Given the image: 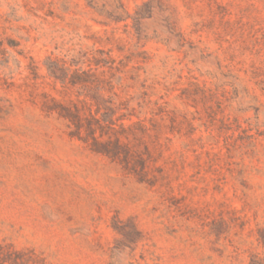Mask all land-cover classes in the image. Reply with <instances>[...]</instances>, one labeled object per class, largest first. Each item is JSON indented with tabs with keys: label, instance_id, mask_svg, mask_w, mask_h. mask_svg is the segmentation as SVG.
I'll return each mask as SVG.
<instances>
[{
	"label": "rangeland",
	"instance_id": "rangeland-1",
	"mask_svg": "<svg viewBox=\"0 0 264 264\" xmlns=\"http://www.w3.org/2000/svg\"><path fill=\"white\" fill-rule=\"evenodd\" d=\"M0 264H264V0H0Z\"/></svg>",
	"mask_w": 264,
	"mask_h": 264
},
{
	"label": "trees",
	"instance_id": "trees-1",
	"mask_svg": "<svg viewBox=\"0 0 264 264\" xmlns=\"http://www.w3.org/2000/svg\"><path fill=\"white\" fill-rule=\"evenodd\" d=\"M117 19H119V18H117ZM106 64L108 63V62H105ZM49 70H50V73L56 78V79H58V80H62L63 82H65L66 80H70L72 83H74L73 82V80H72V77H70L69 78V73H70V70H68V69H66V68H64V67H60V66H54V68L52 67H49ZM64 111V114L63 113H60V116H62V117H66V118H69V117H72V116H70V115H73L72 114V112L70 111V110H63ZM91 131V130H90ZM95 151H97V152H99V151H101V150H98L97 148H96V150ZM104 151V152H103ZM102 151V153H109V152H107V150H103Z\"/></svg>",
	"mask_w": 264,
	"mask_h": 264
}]
</instances>
